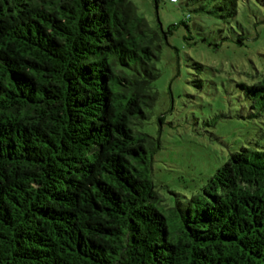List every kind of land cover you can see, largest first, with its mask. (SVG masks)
<instances>
[{"label": "trees", "instance_id": "1", "mask_svg": "<svg viewBox=\"0 0 264 264\" xmlns=\"http://www.w3.org/2000/svg\"><path fill=\"white\" fill-rule=\"evenodd\" d=\"M197 1L229 25L248 0ZM178 25L130 0H0V264H264V146L172 204L152 180L140 126ZM239 86L264 115V79Z\"/></svg>", "mask_w": 264, "mask_h": 264}, {"label": "rangeland", "instance_id": "2", "mask_svg": "<svg viewBox=\"0 0 264 264\" xmlns=\"http://www.w3.org/2000/svg\"><path fill=\"white\" fill-rule=\"evenodd\" d=\"M130 1L151 26L179 24L155 62L160 96L140 126L160 139L151 177L160 196L172 204L175 193L196 191L242 145L264 146V115L248 116L239 86L264 79V0L241 3L229 25L195 10L197 0ZM195 22L203 28L194 27ZM241 32L246 38L238 45L233 39ZM205 36L225 40L214 48L202 40ZM161 115L163 123L158 122Z\"/></svg>", "mask_w": 264, "mask_h": 264}]
</instances>
